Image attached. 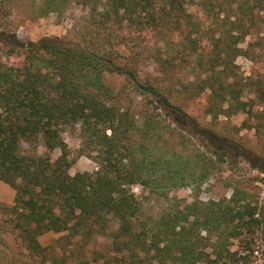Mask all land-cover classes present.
Here are the masks:
<instances>
[{"label": "trees", "instance_id": "16d2710c", "mask_svg": "<svg viewBox=\"0 0 264 264\" xmlns=\"http://www.w3.org/2000/svg\"><path fill=\"white\" fill-rule=\"evenodd\" d=\"M30 1L41 17L63 16L71 4L87 9L79 31L90 40L23 42L0 30V182L15 191L0 219V264H88L76 250L98 236L109 243L108 257L96 264L244 260L229 250L226 231L258 227L264 213L249 205L232 213L233 200L182 205L169 197L191 184L198 190L210 167L199 156L193 161L163 150L159 114L192 126L204 140L210 131L188 115L184 102L204 94L205 114L213 118L241 109L238 42L244 21L264 0ZM65 133L77 135L79 153L96 162V172L69 174L76 158ZM135 185L166 203L139 230ZM47 233L61 235L57 246L40 244Z\"/></svg>", "mask_w": 264, "mask_h": 264}, {"label": "rangeland", "instance_id": "374dc122", "mask_svg": "<svg viewBox=\"0 0 264 264\" xmlns=\"http://www.w3.org/2000/svg\"><path fill=\"white\" fill-rule=\"evenodd\" d=\"M87 12V9L71 4L63 16L52 13L41 17L30 0H12L11 4L0 6V30L8 29L23 42L59 38L82 43L83 40H90L79 31L85 24ZM238 48L241 54L235 59V79L240 91L241 109L236 113L228 112L227 115L213 118L205 114V95L201 94L199 98H193L192 102H184L183 105L198 126L210 131L207 138L203 140L195 134L192 126L180 124L174 118L162 114H159L161 129L159 127L158 133L166 141L164 151L180 152L193 161L199 156L204 165L210 167L206 180L198 190L196 184H191L170 191L169 197L177 199L182 205H191L195 201L203 204L224 202L227 205L233 200L230 208L232 213L249 205L248 210L256 209V213L261 214L264 213V4L262 10L252 13L250 21H244V32ZM146 69L149 71L150 68ZM186 73L181 71L180 75L189 79ZM148 109L152 112L154 107ZM63 137L71 155L76 158L69 174L73 176L76 173L96 172V162L79 153L81 142L77 135L65 133ZM214 138L219 141H214ZM38 151L43 150L39 148ZM225 151L228 152L227 156L221 158L220 154ZM58 155V151L54 152L52 159ZM132 191L141 207L138 221L134 222V228L139 230L150 226L166 203L158 201L155 195L148 194V190L139 185L133 186ZM14 197L15 191L0 182V219L7 215ZM211 211L208 208L206 212ZM257 219L261 220V215ZM116 229L117 224L112 221L109 230L114 232ZM60 236L47 233L39 237V242L43 247L57 246L55 241ZM226 238L229 250L237 253L236 258L245 256L238 264H244V261L245 264H264V222L249 231L243 228L235 231L229 229ZM211 241L206 246L208 253H211ZM108 243L105 236H98L95 243L76 250L77 259L88 264L101 263L104 260L102 257H108Z\"/></svg>", "mask_w": 264, "mask_h": 264}, {"label": "crops", "instance_id": "0c3cea01", "mask_svg": "<svg viewBox=\"0 0 264 264\" xmlns=\"http://www.w3.org/2000/svg\"><path fill=\"white\" fill-rule=\"evenodd\" d=\"M13 196V195H12Z\"/></svg>", "mask_w": 264, "mask_h": 264}]
</instances>
